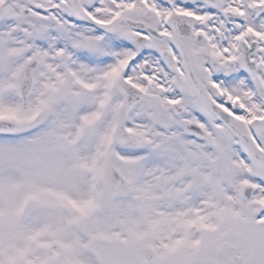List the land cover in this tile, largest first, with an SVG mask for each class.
I'll return each instance as SVG.
<instances>
[{
  "label": "snow or ice",
  "instance_id": "6c2138e0",
  "mask_svg": "<svg viewBox=\"0 0 264 264\" xmlns=\"http://www.w3.org/2000/svg\"><path fill=\"white\" fill-rule=\"evenodd\" d=\"M0 264H264V0H0Z\"/></svg>",
  "mask_w": 264,
  "mask_h": 264
}]
</instances>
